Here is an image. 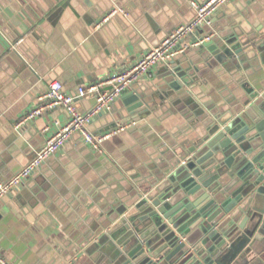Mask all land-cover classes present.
Returning <instances> with one entry per match:
<instances>
[{
    "label": "crops",
    "instance_id": "1",
    "mask_svg": "<svg viewBox=\"0 0 264 264\" xmlns=\"http://www.w3.org/2000/svg\"><path fill=\"white\" fill-rule=\"evenodd\" d=\"M190 1L0 0V182L27 165L66 122V111L55 106L16 126L39 102L47 79L61 80L74 94L78 86L125 69L192 19ZM114 7L127 13L110 14ZM204 30L250 40L244 68L214 63L194 85L195 93L162 98L167 84L160 62L128 86L149 107L129 110L133 96L118 95L93 113L88 129L94 134L127 126L105 138L98 151L73 132L0 200V255L7 262L91 264L84 258L90 239L117 225V209L133 199L134 180L163 169L200 134L203 116L194 115L184 99L210 115L237 102L235 96L244 93L236 85L241 77L255 88L264 86V0H228ZM197 32L186 34L181 46L193 47ZM94 103V96L85 94L74 104L87 112Z\"/></svg>",
    "mask_w": 264,
    "mask_h": 264
},
{
    "label": "water",
    "instance_id": "2",
    "mask_svg": "<svg viewBox=\"0 0 264 264\" xmlns=\"http://www.w3.org/2000/svg\"><path fill=\"white\" fill-rule=\"evenodd\" d=\"M205 26L197 27V45L165 64L162 98L195 93L194 85L214 63L230 70L250 58V40L231 32L204 40ZM236 85L244 92L235 96L237 102L210 115L184 99L194 115L203 116L200 134L163 169L134 180L132 201L117 209L114 228L92 236L87 261L264 264V86L255 88L247 76ZM118 95L133 96L129 110L149 107L128 87Z\"/></svg>",
    "mask_w": 264,
    "mask_h": 264
},
{
    "label": "built area",
    "instance_id": "3",
    "mask_svg": "<svg viewBox=\"0 0 264 264\" xmlns=\"http://www.w3.org/2000/svg\"><path fill=\"white\" fill-rule=\"evenodd\" d=\"M228 0H191L190 5L194 10L192 19L185 24L178 25L174 31L163 37L158 43L143 53L133 64L120 70L105 79L91 82L87 85L78 86L74 94L67 93L64 90L63 83L59 79H47L46 89L39 97L37 105L30 108L24 117L17 123L19 126L25 120L48 110L52 107H62L67 114L66 122L60 125L58 130L46 141L44 146L37 151L35 157L18 171L9 180L0 182V200L9 193L21 181L28 177L44 160L54 151L62 146L65 140L73 133L77 132L93 150H100V143L110 135L123 130L126 124H117L108 132L94 134L88 129L90 116L104 107H109L116 96L126 87L148 75L151 67L157 63H167L170 59L180 54L185 46H181L183 37L192 32L200 25H210L213 12L220 5ZM122 12L126 14L123 8L114 7L110 14ZM109 14V15H110ZM103 20H106L104 17ZM212 34L204 36V40H209ZM199 41H194L191 46H195ZM109 85V90H103V86ZM85 94H92L95 99L93 108L90 111L82 112L75 106V98L82 97ZM0 264H10L0 255Z\"/></svg>",
    "mask_w": 264,
    "mask_h": 264
}]
</instances>
